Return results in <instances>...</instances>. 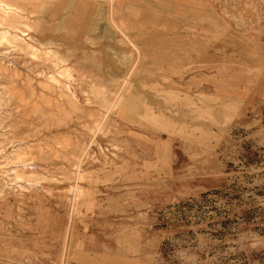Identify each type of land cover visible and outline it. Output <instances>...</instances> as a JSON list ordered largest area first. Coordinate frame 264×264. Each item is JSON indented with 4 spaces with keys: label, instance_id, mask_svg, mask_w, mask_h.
I'll list each match as a JSON object with an SVG mask.
<instances>
[{
    "label": "rangeland",
    "instance_id": "rangeland-1",
    "mask_svg": "<svg viewBox=\"0 0 264 264\" xmlns=\"http://www.w3.org/2000/svg\"><path fill=\"white\" fill-rule=\"evenodd\" d=\"M141 1L0 0V223L24 237L30 223H44L33 219L36 212L52 205V223L64 212L70 224L85 211L87 180L117 183L99 189L103 195L116 193L110 214L117 225L98 230L116 240V251L7 248L0 252L7 264H69L85 257L97 264H264V146L238 125L236 108L218 102L222 91L235 89L238 74L247 78L264 67L252 61L264 51V0H163L159 17L148 23L182 26L154 29L170 37L163 52L173 60L153 70L162 72L160 82L171 87L190 83L192 75V101L208 105L157 109L123 103L129 115L120 116L111 101L123 95L115 102L120 106L131 98L125 91L130 73L139 70V62L157 58L156 45H143L141 51L133 35L128 37L123 44L131 53L114 51L130 64L124 69L127 77L100 85L99 72L111 68L99 66L108 61L102 60L95 26L145 23L139 18ZM15 5L27 34L14 27ZM184 5L190 11L184 12ZM171 46L176 53L169 54ZM147 48L154 54H144ZM239 52L244 61H238ZM135 94L136 99L148 95ZM174 94L154 96L168 100ZM143 122L163 134L208 135L213 176L221 175L223 182L180 187L173 173L141 171L137 136ZM96 212L103 225L105 214ZM74 237L68 227L59 242L66 245Z\"/></svg>",
    "mask_w": 264,
    "mask_h": 264
},
{
    "label": "crops",
    "instance_id": "crops-1",
    "mask_svg": "<svg viewBox=\"0 0 264 264\" xmlns=\"http://www.w3.org/2000/svg\"><path fill=\"white\" fill-rule=\"evenodd\" d=\"M113 1L114 0H110L111 3H113ZM150 1L152 3H150ZM153 3H157V5L155 4L156 6H152ZM161 4H163V0H142L137 3L138 6L144 9V11L141 10L144 14L141 15L140 12L139 18L141 17L140 21L145 23H123V25H117V23H99L98 26H95V28H99V30H95L94 36L96 37L97 43L100 45L102 60L108 61V63L101 62L99 66L111 68L109 72H99L96 80L100 85L111 84L112 82L114 84L122 75L127 77L124 69L128 64L126 65L119 61L120 57L116 55L114 51L119 55H121L120 52L122 51H125L126 56L130 54L131 52L129 53V51H132V48L124 49V47L127 46L123 44L128 41V37L133 35L134 39H131L134 40L133 43L141 47V51L144 50L145 45H156V48H153L156 50L157 58H147L146 62H139L137 64L138 67H140L139 70L130 73V80L128 79L130 85H127L125 91L129 92L128 95H131V98L124 102L121 101L120 106L119 104H115V102L119 101L123 95L117 96L111 101L113 103H111L110 106L116 108V112L120 116L129 115L124 111L125 109L122 107L123 103H125V108L157 109L166 106L192 108L194 106L200 107L208 105L202 102V100L200 102L203 104L197 102L196 99L192 101V75L189 76L190 83L185 82L184 84H179L177 87H171L164 82H160L162 72L156 69L153 70L154 68L169 67L170 65H168L167 62L163 63V61L173 60L164 56L163 52L164 48L166 46L169 47L171 43V39H168L170 37H166L164 34L154 29L159 27V25L163 27L166 25L174 27L175 23H148L150 22V18L155 19L159 17L157 12L162 11V9L159 10L157 8L160 6L162 7ZM129 6L132 8L133 5ZM185 6L186 5L182 7V9L184 8L183 11H190V9H185ZM119 8L122 11L125 5L122 4ZM13 19L14 27L18 28L22 33L24 31V33L27 34L26 28L22 27L20 24L27 22L21 19L20 6L18 5H15ZM181 24L182 23H176L175 26L181 27ZM119 28H125L126 30L123 31ZM145 51L144 54H154L148 48L145 49ZM171 51L176 53L175 47L171 46L168 51L169 54H172ZM256 54L260 57L257 59L256 56L253 55V65L255 66V64L258 65L257 63H259L264 66V51ZM241 59L244 61L245 56L241 57V53L239 52L238 61ZM130 60L133 61L132 59ZM131 65H133V63ZM175 65L178 64L176 63ZM149 68L151 70H148ZM109 90H111V88H109ZM166 91H173L175 94L171 98L174 99L165 100L164 95L154 96V93L162 94ZM222 92V95H218L220 97V101L218 102L221 106L236 108L238 125L242 126V128L244 127V129L246 128L245 131L252 140L264 146V67H262L259 74H253V76H248L247 78L245 75L241 77V75L238 74L237 86L235 89H226ZM135 93H148V95L142 96L144 98L139 96V98L136 99L138 95ZM209 94L210 93H207V95ZM168 101L171 103H167ZM126 123L129 122L126 121ZM134 125L135 127L137 126V124ZM139 128L141 132L137 136V139L140 141V145L144 151H142L143 162L140 165L141 171L160 175L173 173L179 179V184L177 186L180 187H207L223 182V177L221 175L213 176L212 147H210L212 139L208 135L192 138V134L189 136L171 135L169 133L163 134L159 132V129L145 122L141 123ZM78 165H80V161ZM100 182L101 181L91 179L84 183L83 187L86 189V192L83 195L82 202L85 211L78 217H72V222L70 224L64 212L60 214L58 222L52 223L53 214L56 215L55 212H51L52 205L50 211L44 213L36 212L33 219L41 222L43 220L44 223H30L29 226L31 231L24 237L16 231L13 233L7 232L4 229V224L0 223V252L5 251L7 248L14 251H22L24 249L44 252L67 251L94 253L99 251H116L118 249L116 240L114 243L113 239L110 240L106 239V237H102L98 230L101 226L108 227L114 225L115 227L117 225L116 218L114 216L111 218L110 214L112 210L110 205L116 202V193H110L109 191L104 195L99 194V189L102 187L107 186L109 188H115L117 187V183L110 182L109 185H105ZM75 190L78 192V195H80V188H75ZM63 202L64 200L62 203ZM99 204L100 206L97 207ZM96 211H101L105 214L103 218L105 222L103 225H100V223L96 221L98 218L96 215L98 212ZM68 227H71V230L75 232V237L71 239L69 243L63 245L59 242V235H62L64 230L66 231ZM119 250L124 249L120 248ZM3 257L4 256L0 258ZM109 262L112 264L113 260ZM0 264H7V262L4 259H0ZM69 264L97 263L85 257L69 259Z\"/></svg>",
    "mask_w": 264,
    "mask_h": 264
},
{
    "label": "bare ground",
    "instance_id": "bare-ground-1",
    "mask_svg": "<svg viewBox=\"0 0 264 264\" xmlns=\"http://www.w3.org/2000/svg\"><path fill=\"white\" fill-rule=\"evenodd\" d=\"M15 8V7H14Z\"/></svg>",
    "mask_w": 264,
    "mask_h": 264
}]
</instances>
